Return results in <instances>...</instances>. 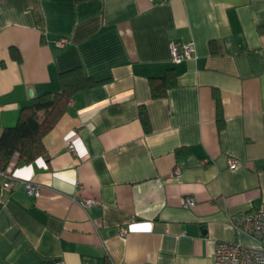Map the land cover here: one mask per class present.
Returning <instances> with one entry per match:
<instances>
[{
    "label": "crops",
    "instance_id": "crops-1",
    "mask_svg": "<svg viewBox=\"0 0 264 264\" xmlns=\"http://www.w3.org/2000/svg\"><path fill=\"white\" fill-rule=\"evenodd\" d=\"M75 66L106 80L74 95L47 157L14 155L11 187L0 172V264H214L217 241L255 244L229 218L264 211V0H0V133Z\"/></svg>",
    "mask_w": 264,
    "mask_h": 264
},
{
    "label": "trees",
    "instance_id": "trees-1",
    "mask_svg": "<svg viewBox=\"0 0 264 264\" xmlns=\"http://www.w3.org/2000/svg\"><path fill=\"white\" fill-rule=\"evenodd\" d=\"M210 47L213 52L216 51L215 45H210ZM10 53L16 59L19 58L13 48L10 49ZM57 79L58 90L33 96L30 102L20 109L16 123L3 128L1 131L0 172L6 173L14 155H17L18 162L22 163H30L38 157H47L43 137L52 130L65 113L74 95L80 90L90 88L106 80L96 79L85 74L80 66L58 72ZM149 85L152 97L163 96L169 88L176 85L174 71L168 69L164 75L150 78ZM139 119L143 128L146 131L149 130V120L143 106L139 110ZM217 119L219 123L222 121L220 111Z\"/></svg>",
    "mask_w": 264,
    "mask_h": 264
},
{
    "label": "built area",
    "instance_id": "built-area-1",
    "mask_svg": "<svg viewBox=\"0 0 264 264\" xmlns=\"http://www.w3.org/2000/svg\"><path fill=\"white\" fill-rule=\"evenodd\" d=\"M156 1V0H151ZM66 38L61 37L55 40L59 46L66 43ZM178 43L170 41V54L174 62H179L185 58H191L195 54V48L192 42L182 44L181 50L178 49ZM67 149L71 153H75V146L71 140L67 141ZM238 162L234 159H229V167L236 168ZM181 172L180 165L174 169V174L179 175ZM5 181L3 183L6 187H11L15 179L13 176L1 172ZM24 189L27 194L32 196H39L41 192V185L31 182H23ZM195 198L192 195H186L183 199V205L191 207L195 204ZM83 208H87L94 203L95 199L84 198L79 201ZM230 225L239 232H242L255 241L254 245H244L237 242L220 240L215 245L214 264H264V211H249L240 213L229 218ZM127 233L125 227L119 229V235L124 236Z\"/></svg>",
    "mask_w": 264,
    "mask_h": 264
}]
</instances>
